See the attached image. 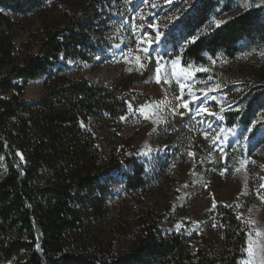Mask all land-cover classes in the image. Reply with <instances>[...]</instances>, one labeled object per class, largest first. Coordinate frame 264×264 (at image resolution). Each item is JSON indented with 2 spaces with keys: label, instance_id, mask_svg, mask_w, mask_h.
Wrapping results in <instances>:
<instances>
[{
  "label": "rangeland",
  "instance_id": "obj_1",
  "mask_svg": "<svg viewBox=\"0 0 264 264\" xmlns=\"http://www.w3.org/2000/svg\"><path fill=\"white\" fill-rule=\"evenodd\" d=\"M3 1L1 27L7 28L16 54L36 56V42L52 25H63L60 38L71 30L85 34L86 44L60 53L49 68L114 92L124 101L114 128L123 164L114 171L116 180L106 198L109 210L118 213L128 205L129 220L136 219L138 211L155 213L164 236L206 239L219 258L225 245L217 226L220 215L229 213L246 237L237 264H264V0H87L86 6L92 3L96 12L86 19L80 18L82 0ZM73 10L72 19L64 20ZM157 32L162 34L159 42ZM197 42L207 48L195 54L191 47ZM145 47L151 57L142 51ZM158 53H167L161 62L167 84L163 79L155 82ZM199 67L208 71H197ZM177 76L185 85L183 93ZM45 78L28 81L22 100L39 99ZM216 85L219 88L207 96L201 91ZM160 101L165 105L157 113L163 117L159 123L155 116L143 119L135 111L148 104V114ZM177 104L181 106L173 115L169 109ZM201 105L208 112L197 115ZM82 125L100 134L92 118ZM221 128L223 134L213 142ZM106 143L102 136L97 140L105 155ZM132 165L139 169L134 171ZM139 172L147 188L127 199L125 177ZM250 247L256 250L254 257Z\"/></svg>",
  "mask_w": 264,
  "mask_h": 264
},
{
  "label": "trees",
  "instance_id": "obj_2",
  "mask_svg": "<svg viewBox=\"0 0 264 264\" xmlns=\"http://www.w3.org/2000/svg\"><path fill=\"white\" fill-rule=\"evenodd\" d=\"M82 2L80 18H91L95 7ZM74 11L63 19H72ZM3 20L0 17V264H237L246 237L229 213L219 217L217 231L225 245L219 258L211 241L196 235L164 236L155 213L138 211L136 219L129 220L128 205L118 213L109 210L106 198L116 180L114 171L123 164L114 128L124 101L114 92L49 68L60 53L85 43V34L71 30L60 38L63 25L46 27L36 42L38 54L21 58L7 28L1 27ZM202 47L206 45L197 42L191 52L198 54ZM43 75L41 97L22 100L27 82ZM89 118L100 134L83 128ZM100 136L107 140V155L97 144ZM124 162L131 165L129 159ZM146 188L141 172L125 177L127 199Z\"/></svg>",
  "mask_w": 264,
  "mask_h": 264
},
{
  "label": "snow or ice",
  "instance_id": "obj_3",
  "mask_svg": "<svg viewBox=\"0 0 264 264\" xmlns=\"http://www.w3.org/2000/svg\"><path fill=\"white\" fill-rule=\"evenodd\" d=\"M169 2H171V0H169ZM150 26L153 27V28H155V24H152V25H150ZM161 35H162L161 33L157 32V34H156V42H159V41H160V36H161ZM195 39H196V37H193V38H192L193 42L195 41ZM150 45H151V41H149V46H150ZM142 51H143L144 53H147L148 56L151 57V53L149 52V48H148V47L143 48ZM181 51H183V48L181 49ZM164 55H167V53H163V54L158 53L157 56L155 57L156 64H157L156 69H155V82H156V83H160L161 80L163 79V82L167 84V83L170 82V81L166 78V77H167V73L165 72L163 76L161 75V62H162V60H163ZM125 59L127 60L128 58L125 57ZM139 59H140V58L137 57V61H138V62H139ZM177 59H179V58H177ZM171 63L173 64V75H176V73H175V67H176V63H177V62H176V60H173V61H171ZM213 63H215V61H213ZM139 67H140V68H143L144 65H143L142 63H140V64H139ZM164 67L166 68L167 65H165ZM131 70H132L131 68L128 69V71H131ZM196 70H197V71H204V72H207V71H208V69H207V68H204V67H199V68H197ZM185 75H186V74H185ZM176 79H177V82L180 83V80L182 79V77H181V76H177ZM209 79H211V77H209ZM146 82H147V81H146ZM200 82H203V81H200ZM184 87H185V85H184L183 83H180V89H181V92H182V93H183V89H184ZM218 88H219V85H216V86H215V89H208L207 91H204V90H201V91L203 92V94H204L205 96H207L208 91H214V90H216V89H218ZM175 98H176L177 100H180V99H181V97H175ZM164 105H165V101L157 102V105H156L155 109H154L152 112H149L148 114H145V109H147V108L150 107V105H148V104L141 105V106H140L138 109H136L135 111L138 112V113H140L143 119H149V120H151V119H153V117L155 116V120H154V122L159 123V122H161V121L163 120V117H162V116H159L157 113L162 109V107H163ZM180 106H181L180 104H177L175 107H171V108L169 109V111H171V113H172L173 115H175V114L177 113V110H178V108H179ZM182 106H183L185 109H188V108H189V104H188L187 102H183V103H182ZM129 107L131 108V105H129ZM230 107H231V106H229V108H230ZM224 111H225V109H224L223 107H221L220 112L223 113ZM205 112H208V109H207L206 107H203L202 105H201V106H198V108H197V112H196L197 115H200L201 113H205ZM208 114H209V115H213V113H208ZM215 115H217V117H218L219 119H223V117H222L219 113H217V114H215ZM124 119H126V118H125V117H121V120H124ZM82 126H83V125H82ZM223 132H224V129L221 128V129H220V133L217 134V137H216V138H213V142H216V140L218 139V137H219L221 134H223ZM205 137L207 138V133H205ZM17 155H19V153H18ZM188 155H189V156H194V153L189 152ZM236 170L238 171V169H236ZM226 171H227V168L220 170L221 175H223L224 172H226ZM226 206H227V205H226ZM212 207H213V209H215V207H216V203H215V201L213 202V206H212ZM237 207H239V205H237ZM237 218L239 219V216H238ZM197 226H198V225H197ZM213 226H215V225H213ZM248 252H249L250 257H254V256H255V252H256V250H255L254 248H251V247H250V248L248 249ZM248 264H251V261H249Z\"/></svg>",
  "mask_w": 264,
  "mask_h": 264
}]
</instances>
